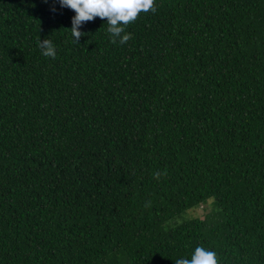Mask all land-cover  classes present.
I'll use <instances>...</instances> for the list:
<instances>
[{"label": "trees", "instance_id": "obj_1", "mask_svg": "<svg viewBox=\"0 0 264 264\" xmlns=\"http://www.w3.org/2000/svg\"><path fill=\"white\" fill-rule=\"evenodd\" d=\"M156 7L0 0V264H264V0Z\"/></svg>", "mask_w": 264, "mask_h": 264}, {"label": "clouds", "instance_id": "obj_2", "mask_svg": "<svg viewBox=\"0 0 264 264\" xmlns=\"http://www.w3.org/2000/svg\"><path fill=\"white\" fill-rule=\"evenodd\" d=\"M44 2L48 3L49 0H44ZM55 3H59L61 8H68L75 12L71 29L63 30L71 32L74 38L73 43L76 44H79L83 36L91 35L80 30L85 23L93 22L96 18L101 20L106 18L111 43L116 44L119 39V43L123 45L132 39L131 33L125 31L128 25L135 23L142 13L152 12L154 14L157 11L156 0H53V4ZM51 11H56L55 6ZM38 45L43 56L56 58L57 50L50 39H40ZM167 175L166 169L163 172L153 173L156 180ZM145 206L150 208L151 202H147ZM175 264H220V260L216 252L203 246H197L190 259L180 258L175 260Z\"/></svg>", "mask_w": 264, "mask_h": 264}, {"label": "rangeland", "instance_id": "obj_3", "mask_svg": "<svg viewBox=\"0 0 264 264\" xmlns=\"http://www.w3.org/2000/svg\"><path fill=\"white\" fill-rule=\"evenodd\" d=\"M204 209L203 208H199L197 210H194L190 213L191 216H203L204 215Z\"/></svg>", "mask_w": 264, "mask_h": 264}]
</instances>
